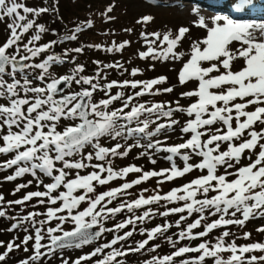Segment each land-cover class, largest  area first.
Masks as SVG:
<instances>
[{"label":"snow or ice","instance_id":"snow-or-ice-1","mask_svg":"<svg viewBox=\"0 0 264 264\" xmlns=\"http://www.w3.org/2000/svg\"><path fill=\"white\" fill-rule=\"evenodd\" d=\"M247 3L249 0H240L237 10ZM48 11L46 7L29 6L27 0H0V23L7 29L6 39L0 42V172L12 170L3 177L9 182L26 175L32 177L26 183L16 184L12 195L34 181L38 189L7 201V205L26 206L35 199L34 208L46 207L43 213L29 211L11 217L15 222L8 231L23 228L27 233L29 229L23 226L28 224L34 235H24L20 244L9 241L0 253V262H5L21 245L28 252L27 245L33 240V254L20 264H37L58 249H79L110 233V240L96 244L92 251L71 262L63 259L62 264H125L130 254L140 253L160 238L174 250L162 257L152 256L145 264H264V242L237 245L235 239L226 241L233 236L228 226L242 228L250 220L264 218V40L257 41L252 34L253 29L264 34V23L217 15L213 26L208 27L201 18L198 26L207 29L206 36L191 44L190 56L178 74L181 85L188 81L197 83L195 89L181 93L182 97L194 99L187 107L177 101L173 108L161 103L149 106L135 102L145 95L171 93V87H155L165 82L163 76L146 81L101 83L106 81L103 69L123 68L119 62L100 67V62L94 61L98 65L94 76L81 75L83 65H76L70 74L57 76L53 69L69 59L74 63L75 57H69L67 49L63 53L52 49L64 41H75L83 27L40 43L42 35L51 31L39 22ZM151 20L152 17L144 16L141 22ZM86 26L91 27V22ZM188 32L187 27H181L174 38L170 33L162 37L152 33L156 40L148 41L147 51L140 52V58L161 55L167 58L171 54L173 59H180V54L173 50ZM157 41L166 45L162 53L152 46ZM126 44L106 51H120ZM71 51L82 53L83 48ZM237 60L242 61L241 67L233 71ZM138 72L132 69L130 74L135 77ZM73 84L79 90H69ZM113 88L122 90L112 94ZM129 88L133 91L126 95L123 89ZM98 92L103 93L99 99L95 95ZM116 102L119 107H114ZM174 113L189 117L179 127L183 142L167 145L166 140L153 139L162 132L176 131L180 122L173 118ZM152 116L155 121L150 119ZM161 117L167 118V123H157ZM150 124L154 127L150 128ZM133 137L137 138V147H144L139 138L149 139L148 151L140 156H147L155 164L151 152H164L170 167L159 171H145L136 165L113 167V159L128 156L134 146L125 147L119 141ZM105 139L115 143L105 146ZM194 157L196 162H192ZM176 158L183 162L182 168L177 166ZM88 169L91 170L85 173ZM193 171L200 174L164 194L157 188L154 194L145 196L148 191L145 188L137 198H127L131 195L128 190L151 178H158L160 185ZM132 173L139 175L127 180ZM44 178L50 182L45 183ZM115 180L124 182L97 191L99 186ZM41 187L43 190H39ZM118 199L115 207H109ZM4 200L0 194V218L7 216ZM154 204L164 210H154L151 207ZM170 204L179 206L168 207ZM82 205L86 206L81 210ZM137 210H142L139 215ZM125 211L131 215L112 227L105 226L108 220ZM177 214L179 218L174 224L165 220L150 229L139 227V234L146 238L136 242L135 247L123 243L137 232L138 224L144 225L157 215L167 218ZM194 214L196 218L181 227ZM40 216L44 218L38 220ZM210 217L216 218L209 222ZM54 221V227H45ZM69 222L74 227L65 230L64 225ZM129 226L130 230L120 234ZM172 227L180 229L175 233L176 239L166 235ZM218 229L224 230L215 242L207 239ZM256 231L264 234V226ZM46 238L48 243H42ZM242 238L250 239L251 233L244 232ZM185 240L199 243L177 247ZM3 246L0 241V247ZM159 247L153 243L147 250L155 252Z\"/></svg>","mask_w":264,"mask_h":264},{"label":"rangeland","instance_id":"rangeland-1","mask_svg":"<svg viewBox=\"0 0 264 264\" xmlns=\"http://www.w3.org/2000/svg\"><path fill=\"white\" fill-rule=\"evenodd\" d=\"M71 1V0H70ZM111 1V0H110ZM109 1V2H110ZM236 1V0H231ZM27 3L29 6L34 7H48L50 5L49 1L46 0H27ZM55 5V2H53ZM94 3H91L89 1L85 2L79 8L81 10L77 13H75L71 8L64 10V17L63 18H69L68 19V25H70V29H74L76 26L83 24L84 22H89L88 20H92L94 23V26H96L99 30L103 31L102 40L100 43L104 44L103 47L106 49L109 47L115 48L120 44H124V42H129V46H124L121 50V53L119 54L117 51L113 52H107L106 50H102L101 48L97 47H91L88 46L86 43H80L83 47L82 53H77L75 55H70L69 57H75L76 60L73 63L71 59L68 60L67 63L59 65L53 69V72L59 76L64 74H70L73 70V68L76 65H83L85 66L84 71L81 73V75L90 76L92 73L96 74L98 65L94 63V61L100 62V67H102L104 64H115L119 62V64L123 65V68H110L112 70H104L103 74L106 75V81L102 80L101 83L110 82V81H123V80H141L146 81L148 78L154 77L159 78L161 76L165 77L166 80L163 84L155 86L158 88H165V87H171L173 91L171 93H161L159 95H146L143 98H138L136 103H146L147 105H151L152 103H161L165 105H169L173 108H175L176 102L179 101V105L183 107H187L194 98L190 97H182L181 93L190 91L195 89L197 86V83L194 81H188L185 84L181 85L178 80V74L181 70L183 63L186 62V60L190 56V49L191 44L195 41L202 40L206 36V28H201L198 26L199 20L203 18L205 23L208 27L213 26V19L217 15L225 16L226 14L224 12H217L214 10L209 9L208 7L202 5L201 3L197 2V0H116L113 1V3H107L103 5L102 7H95L92 5ZM53 5V6H54ZM111 8V11H108V9ZM50 11L44 13L40 18L39 22L42 24H45L51 31H49L46 34L42 35V39L40 43L51 41L52 39H58L64 35V32L62 31V28L54 21V17L58 13L59 15H62L63 13L60 12L59 8L54 7L52 9L51 7L48 8ZM57 12H55V11ZM81 17L80 20H77V18ZM144 16H150L152 17V20L144 23L142 21V17ZM244 22V21H241ZM248 22V21H245ZM255 21H249V23H253ZM222 23V21L220 22ZM264 23V21H263ZM255 24V23H254ZM69 27V26H68ZM181 27H187L189 29V32L186 33V37L182 38L181 42H178L176 48L173 50L175 53L180 54V59H173L172 55L169 54L167 58H164L162 55L158 58H153L151 56L146 58H140L139 53L142 51H147L148 48V41L156 40V37L152 35V33H159L162 37L166 33H170L172 37L174 38L176 34H178V29ZM74 30H72L73 32ZM255 31V32H254ZM257 31V32H256ZM254 32V34H253ZM145 34V35H142ZM92 33H88L90 35ZM253 36L256 38L257 41L264 40V34H261L259 29H253L252 30ZM7 36V29L6 25L4 23H0V42H3L6 39ZM145 36H147V40L145 39ZM84 41H89V37H85L83 39ZM153 48L156 49L157 52L162 53L163 49L166 47V45H161L157 41L154 43ZM238 46V45H235ZM62 49L57 50L56 47L52 49L54 52H60L63 53L64 49H69V44L64 43L62 44ZM242 61L237 60L233 63V71L238 70L241 67ZM204 66H208L207 63L204 64ZM132 69H138V74L133 77L130 73ZM221 71H224L221 69ZM216 73H212V75H215ZM86 87V86H85ZM71 91L79 90V86L73 84ZM120 88H113L112 94H115L117 91H121ZM125 91L126 95L132 91V89H123ZM96 98L99 99L103 96V93H96ZM120 103L116 102L114 104V107H119ZM174 119H177L180 124L176 126V131H168V132H162L158 136L154 137L153 139L161 140L164 142L166 140L167 145H173L177 143L183 142L182 134L179 132V127L182 126L189 117H187L183 113H174L173 116ZM151 120L155 121V117H150ZM167 123V118L161 117L157 123ZM133 127L136 126L135 124L132 125ZM154 127L153 124H150V128ZM186 138V137H184ZM122 145L127 147L129 144L134 145L129 152L128 156L124 158H114L113 159V167L115 168H122L128 165H136L141 168H143L145 171L149 170H157L164 168H169L170 164L169 162L164 159L165 155H167L164 152L156 153L154 151L151 152V155L153 159H155L156 163L152 164L149 162V159L147 156H140L139 154L141 152L148 151L146 149V145L149 142L148 138H139V143L141 145H144V147H137L135 146L137 143V138H129L128 140L121 139L119 141ZM115 143V141H112L110 139H105L104 144L105 146H111ZM225 146H222V148ZM90 150V149H89ZM123 150V149H122ZM197 158H193L192 162H196ZM247 161H244L246 163ZM176 164L178 167H183V162L180 161L178 158H176ZM91 169L85 170V173L87 171H90ZM12 170H7L6 172H0V194H2L5 198L3 207L7 212V216L4 217L6 219V222L8 223L9 227H11V224L15 221L11 219V217L14 216H20V215H26L29 211H39L41 213L46 211L45 206H39V207H33L35 205L36 201L35 199L31 202H29L26 206H20V205H12L11 207H8L7 201L9 200H15L20 199L24 194H26L29 191H35L38 190L35 184V181L32 185L29 187L22 189L19 193H16L15 195H12V192L16 186V184L19 183H26L28 180H31L32 177L30 175H26L22 178H18L16 181H6L3 179V177L7 174H11ZM220 171H223L221 169ZM82 173V174H85ZM200 173L198 171H193L190 174H187L184 177L176 178L173 181L165 182L163 184L158 185L157 179L158 178H151L150 180L140 184L137 186L136 190H134L133 198H137V196L140 194L142 189H148L147 192L144 193L145 196H149L154 194V190L157 188L159 189L160 194H164L167 191V189L170 186L179 187L183 185L184 183H187L191 179L198 176ZM139 174L132 173L129 174V176L126 178L127 180L135 179ZM44 182L48 183L50 180L48 178H44ZM124 181L121 180H115L111 182L109 185L106 186H99L97 191H104L109 188L115 187L116 185H120L119 183H123ZM173 187V188H174ZM39 190H43L41 187ZM120 202V200H118ZM163 204V202H161ZM86 205L81 206V210ZM179 206L178 204H170L168 207H175ZM21 207H24V211L21 212ZM154 210L163 211V207L160 205H152L151 206ZM140 211L137 210L136 214L139 215ZM131 214L127 211L124 212V216L120 218L119 220L122 221L126 217L130 216ZM43 216L37 217V219H43ZM179 218V214L177 215H171L167 218L160 217L157 215L152 219L151 222H146L144 225H137V236H133L132 238L128 239V241L125 244V246H133L135 247L136 242L143 239V237L139 234V227H145L150 229L151 227H154L158 224H162L165 220L171 222L174 224L175 220ZM196 218V215L194 214L192 217H190L186 222H184L181 227L186 226V223L192 222L193 219ZM216 217H210L209 222L212 219H215ZM258 223H254L251 225L250 221L247 222V224L244 227H238V226H231L228 227L227 230L231 231L233 233V236L227 237L226 241L231 242L233 239H235V242L237 245L239 244H247V243H253V242H264V234L261 239H258L253 233L257 234L256 229L259 227H262L264 224V220ZM55 221L52 222L48 226H55ZM23 227H27L29 231L26 233L23 231V228H17L14 231L19 229V231L23 232L21 234L22 239L24 235H34L33 230L31 229L30 225L25 224ZM74 225L72 223H67L64 225L65 230H71L73 229ZM231 228H234V230H231ZM131 226H129L128 229L121 230L120 233L126 230H130ZM180 229H177L176 227L174 229H170L168 232H171L173 235V239H176L175 233H177ZM224 229H218L214 230L212 236L208 237L207 239L211 240L212 242H215V238L222 232ZM244 232H253L251 233V238L248 240L243 239V233ZM60 234V233H57ZM210 234V235H211ZM253 234V235H252ZM112 238V234L107 233L105 234L100 240L95 241L93 244L90 245H84L86 248L83 250H79V252H69L66 249H58L56 253L51 257H44L41 259V261L37 262V264H62L63 259H67L70 262L77 259L79 256L83 255L81 253H84V251H92L93 248L96 246V244L106 242ZM0 241L3 242V247H0V253L3 252L4 248H6L7 241L0 239ZM17 241V242H16ZM9 242V241H8ZM19 240H15V243H18ZM194 241H181L179 246H184L185 244L193 243ZM199 242V241H197ZM20 243V242H19ZM32 243L33 241H30L27 247L29 248L28 252L23 251L24 245L18 249L14 250L13 252H16L19 254V257H16L15 259H10L8 262H5L9 264V262L13 261L15 263H18L19 261L23 260L24 258H28L31 256V253L33 254L32 249ZM42 243H48L47 238L42 241ZM82 246V247H84ZM119 246V245H118ZM152 246V243L149 244L148 247H146L145 250L141 251V253L136 254L135 259L132 261L134 264H145L146 260L151 259L152 256L162 257L164 255H167V253L170 250H173L172 246L168 243H165L163 248L159 247L155 252H150L147 250V248H150ZM192 246V245H191ZM166 248V250L164 249ZM41 251H45V249H42ZM228 254H225L227 256ZM21 257V260L19 259ZM8 258V257H7ZM6 258V259H7ZM4 264V263H3Z\"/></svg>","mask_w":264,"mask_h":264},{"label":"trees","instance_id":"trees-1","mask_svg":"<svg viewBox=\"0 0 264 264\" xmlns=\"http://www.w3.org/2000/svg\"><path fill=\"white\" fill-rule=\"evenodd\" d=\"M46 1H49V3H50V5L47 7V8H52V9H54V7H55V5H56V7H58L59 8V10H60V12H62L63 14L62 15H59L55 10V12L57 13L56 14V16L54 17V21L56 22V23H58V25L60 26V28H62V31H64V32H68V33H64V35L65 34H72V30H74L76 27H83V30L81 31V32H79V33H77V39L75 40V41H64L63 43H60V44H58L57 46H54V47H56L57 48V50H59V49H62V44H64V43H68L69 44V49H67V48H65V49H67V50H69V56L70 55H75V54H77L76 52H75V54H74V52L73 51H71V49H74V48H76V47H81V48H83L82 46H81V44L80 43H86V44H88V46H91V47H95L96 45H99L100 47L99 48H101L102 50H106V48L105 47H103V45L104 44H102V43H100V41L102 40V36H103V31L102 30H99L96 26H94V23H93V21L92 20H88V21H90L91 22V27H87L86 26V22H84L83 24H80V25H78V26H76L74 29H70V25H68V19L69 18H63L64 17V10H68V9H72L75 13H77V12H79L80 10H81V8H79V6H81L82 4H84L85 2H87V1H89V2H91V3H94V4H92V5H94L95 7H102L103 5H105V4H107V3H113V1H116V0H46ZM110 1V2H109ZM53 2H55V5H54V3ZM54 5V6H53ZM49 11H50V9H49ZM80 16H79V18H77V20H80ZM69 26V27H68ZM88 33H92V34H90V35H88ZM89 37V41H84L83 39L85 38V37ZM52 40H54V39H52ZM130 45V43L129 42H127V45L126 46H129ZM119 46V45H118ZM54 49V48H53ZM64 49V50H65ZM123 49V48H122ZM121 49V50H122ZM121 50L120 51H117L119 54L121 53ZM57 53H60V52H57ZM75 60H76V58H75ZM84 68H85V66H83ZM97 69V68H96ZM104 70H112V69H110V68H108V69H104ZM95 74L94 73H92V75H90V76H94ZM154 77H151V78H148V80H150V79H153ZM133 91V90H132ZM131 91V92H132ZM131 92H129L128 94H131ZM161 93H163V92H161ZM160 93V94H161ZM164 94V93H163ZM159 95V94H158ZM162 95V94H161ZM146 96V95H145ZM144 97V96H143ZM142 97V98H143ZM161 123V122H160ZM222 172V171H221ZM119 184H121V183H119ZM117 186H119V185H116L115 187H117ZM174 186H170L168 189H167V191H170L172 188H173ZM136 188H137V186H135L133 189H130V190H128L129 191V193H131V195L129 196V197H127L128 199H131V198H133V193H134V190H136ZM102 191V190H101ZM124 197H121V199H123ZM118 200H120V199H118ZM118 200H116V201H113V204L112 205H109V207H115L119 202H118ZM124 216V212L123 213H121V214H117L116 215V217H114L113 219H110V220H108L107 222H106V224H105V226L106 227H112L115 223H118V222H120V218H122ZM263 220H264V218H262ZM152 220H150V221H148V222H151ZM260 221H262L261 219H254V220H250V223H251V225H253L254 223H258V222H260ZM264 222V221H263ZM247 224V223H246ZM263 226H264V224H263ZM228 227H231V226H228ZM10 227H9V225H8V223L6 222V219L3 217V218H0V239H2V240H5V241H7V243H8V241H15V240H19V242L21 243V241H22V236H21V234H23V232H21V231H19V229L18 230H16V232L13 230V231H8V229H9ZM175 227H172V229H174ZM70 230V229H69ZM199 230H202V228L201 229H199ZM231 230H234V228H231ZM251 233H253V232H251ZM107 234V233H106ZM120 234H123V232L122 233H120ZM258 239H261L262 238V236H263V234H261V233H258L257 232V234H255V233H253ZM252 234V235H253ZM166 235H168V236H172L173 234L171 233V232H167L166 233ZM133 236H137V234L135 233ZM210 236H212V234L210 235ZM209 236V237H210ZM132 238V237H131ZM144 238H146V237H143V239ZM130 239V238H129ZM128 241V240H127ZM126 241V242H127ZM17 242V241H16ZM17 243V244H20V243ZM126 242H123V243H126ZM189 242V241H188ZM150 243H157V244H159L160 245V247L161 248H163V246H164V244L166 243V241L163 239V238H160V239H157L156 241H154V242H150ZM197 243H199V242H197V241H194L193 243H190V244H185V245H192V246H195V244H197ZM7 245V244H6ZM239 245H243V244H239ZM23 245H21V247H22ZM133 247V246H132ZM148 247V246H147ZM86 247L84 246V247H81V248H79V249H77V248H75V247H72V248H68L67 250L69 251V252H79V250L81 249H85ZM6 248H4V250H5ZM165 250H166V248H164ZM3 250V251H4ZM174 250V249H173ZM173 250H170L168 253H167V255L168 254H170ZM16 251V250H15ZM143 251V250H142ZM90 251H84V253H81V254H87V253H89ZM2 253V252H1ZM141 253V252H140ZM136 254H138V253H132V254H130L126 259H125V264H134V262L132 261L133 259H135V257H136ZM31 255H32V253H31ZM16 257H19V254L18 253H16V252H12V253H10L9 254V256H8V258L6 259V261L5 262H8L10 259H15ZM20 260H21V257L19 258ZM25 259V258H24ZM5 262H0V264H7V263H5ZM9 264H20V261L18 262V263H15V262H13V261H11V262H9Z\"/></svg>","mask_w":264,"mask_h":264},{"label":"bare ground","instance_id":"bare-ground-1","mask_svg":"<svg viewBox=\"0 0 264 264\" xmlns=\"http://www.w3.org/2000/svg\"><path fill=\"white\" fill-rule=\"evenodd\" d=\"M263 21H264V20H263ZM263 21H262V22H263ZM254 30H255V29H254ZM254 32H255V31H254ZM254 32H253V34H254ZM256 32H257V31H256Z\"/></svg>","mask_w":264,"mask_h":264},{"label":"water","instance_id":"water-1","mask_svg":"<svg viewBox=\"0 0 264 264\" xmlns=\"http://www.w3.org/2000/svg\"><path fill=\"white\" fill-rule=\"evenodd\" d=\"M61 87H63V85H61Z\"/></svg>","mask_w":264,"mask_h":264}]
</instances>
